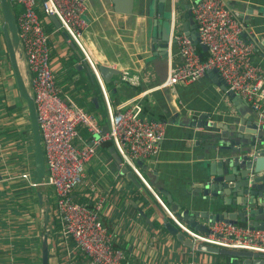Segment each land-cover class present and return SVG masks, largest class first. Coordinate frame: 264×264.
Masks as SVG:
<instances>
[{"label": "crops", "instance_id": "0c3cea01", "mask_svg": "<svg viewBox=\"0 0 264 264\" xmlns=\"http://www.w3.org/2000/svg\"><path fill=\"white\" fill-rule=\"evenodd\" d=\"M191 1L86 0L87 26L81 34L82 44L97 69L100 65L110 68L106 79L102 80L111 107L118 109L128 100L136 99L144 116L165 123L158 154L143 160L145 167L140 166V170L147 180V171L150 175L156 172L158 182L181 203L186 200L188 188L196 181L201 163L200 151L193 139L196 129L182 123L187 118L208 114L210 119L224 123L228 128L242 126L243 129L248 122L246 117L252 112L247 102L242 104L243 111H240L221 84L214 82V75L207 74L172 88L161 86L170 65L180 61L172 37L177 33L184 34V15ZM225 1L237 7H241L242 2L247 7H257V13L244 21L246 32L256 41L257 47V43L264 40V0ZM40 16L49 33V66L55 75L59 95L99 117L101 111H105L104 95L82 53L68 41L60 26H55L41 13ZM2 23L0 12V264L12 261L37 264L44 236L39 224L43 219L39 206L42 201H47L53 211V192L49 187H44L41 192L19 176L28 172L29 180L35 178L33 145L26 106L14 84ZM189 29L195 31L194 25L189 24ZM253 59L264 67V50L255 49ZM124 70L134 76L135 84L121 78ZM136 179L139 188L119 172L110 150L105 152L100 148L86 166L87 182L74 192L76 200L86 205L92 204L98 194L107 192L101 221L104 227L115 232L114 244L123 249L127 264H187L193 253L194 264H245L242 258L227 261L197 250L192 253L191 248L180 244L166 231L162 219H169L166 211L141 180ZM156 193L162 199V195ZM163 201L169 208L165 198ZM52 216L56 223L54 212ZM237 225L246 224L239 222ZM73 245L71 241L72 249ZM53 247L52 243L49 251ZM73 252L74 264H88L74 249Z\"/></svg>", "mask_w": 264, "mask_h": 264}, {"label": "built area", "instance_id": "2783aa9c", "mask_svg": "<svg viewBox=\"0 0 264 264\" xmlns=\"http://www.w3.org/2000/svg\"><path fill=\"white\" fill-rule=\"evenodd\" d=\"M11 1L20 9L15 21L24 67L21 72L34 99L45 163L41 184L35 178L29 180L28 172L19 176L27 179L34 188L52 189L53 212L58 225L54 233L61 250L60 256L64 258L62 264L76 263L73 249L88 264H127L123 249L114 244L115 232L104 227L101 221L100 213L107 192L94 197L90 205L74 197V192L87 182V164L105 141L111 142L121 165L141 180L166 211L169 220L190 240L192 253L199 243L264 253V229L214 222L208 232L193 230L166 206L144 178L137 161L149 160L158 154L165 123L144 116L136 99L128 100L118 109L111 107L102 76L81 40L82 31L87 26L86 0ZM189 11L199 42L207 49L206 55H200L199 47L192 43L188 35H173L180 61L170 65L161 86L172 88L179 83H189L216 69L227 90L246 101L257 115V124L264 125V67L253 59L256 43L248 36L244 20L227 6L225 0H192ZM40 13L45 17L55 16L68 41L82 53L104 95L105 130L98 116L87 113L72 100L59 95L55 75L49 66V33ZM121 78L136 83L134 76L126 70ZM52 230V224L48 225L47 231L53 233ZM70 241L74 243L73 249ZM51 251L54 252L53 249ZM193 257L194 253L187 264H194ZM9 264L20 263L12 261Z\"/></svg>", "mask_w": 264, "mask_h": 264}, {"label": "water", "instance_id": "95a60500", "mask_svg": "<svg viewBox=\"0 0 264 264\" xmlns=\"http://www.w3.org/2000/svg\"><path fill=\"white\" fill-rule=\"evenodd\" d=\"M226 4L244 21L248 20L251 14L257 13L256 6L247 7L245 2L241 3V7L235 6L232 2H226ZM186 7L184 34L188 35L192 43L197 45L201 51H206V47L199 42L197 32H190L189 24L194 25V21L189 6ZM246 8L248 9L245 10ZM0 12L3 19L2 32L14 84L21 100L25 103L30 124L35 181L41 184L45 173L41 134L34 99L25 85L18 63L20 53L17 24L8 0H0ZM49 19L59 27L55 16H49ZM242 36H245V33H242ZM163 45H166V42ZM256 49L264 50V40L257 43ZM109 69L103 65L98 67L102 78L106 79V75L110 72ZM207 74L215 76L214 82L221 84V88L229 95L232 102L240 111H243L242 104L246 101L234 92L227 90L216 69L208 71ZM251 110V114L246 117L248 122L246 126L244 125L245 127L243 126V129L242 126L237 129L228 128L226 124L210 119L208 114H200L197 118H187L182 123L196 129L193 139L195 147L200 151L201 161L197 169V179L188 188L186 200L183 203L175 200L170 192L162 186V183L158 182L156 172H153V175L146 172L149 183L169 203V209L193 230L208 232L209 226L214 222L232 224L242 222L251 228L264 229V125L257 124V115L252 108ZM102 129L105 130L106 125H103ZM109 150L119 172L139 188L140 184L136 177L126 166L121 165L120 157L113 148L111 147ZM137 164L142 168L145 167L142 160L137 161ZM140 191L152 203L147 194L142 189ZM38 196L41 203L40 193ZM140 214L147 218L141 210ZM43 218L46 226L48 222L47 210H45ZM162 219L166 231L174 236L180 244L191 248L190 240L169 219L166 217ZM46 242L47 234L44 235L40 264H49V250ZM196 250L208 254L242 258L245 264H264V253L260 252L219 248L201 243L196 245Z\"/></svg>", "mask_w": 264, "mask_h": 264}, {"label": "trees", "instance_id": "16d2710c", "mask_svg": "<svg viewBox=\"0 0 264 264\" xmlns=\"http://www.w3.org/2000/svg\"><path fill=\"white\" fill-rule=\"evenodd\" d=\"M8 1H9L11 9L13 11V14L16 17L20 9L18 8L17 5L13 4L11 0H8ZM199 51H200V55L202 57H204L205 56V51H201L200 49H199ZM98 119H99V122H100V124L102 126L107 123L106 109H105V111H101V115L98 117ZM111 145L112 144H111L110 141H105V142H103L101 144L100 148H102L105 152H107L111 148ZM162 199L164 200L163 196H162ZM52 215H53L52 208L48 207V222L51 221V224L54 223V221L52 220L53 219ZM55 242H56V240H55ZM46 245H47L48 250H49V248L52 246L50 237L47 239ZM53 250H54V252L53 251H49V264H62L64 262V258H62L59 255L61 250L59 249V247L57 245H54ZM216 256H219L220 258H222L224 260H227V261L230 260V259H239V260H241V258H235V257L233 258L230 255L217 254ZM40 259H41V256L38 258L37 264H40Z\"/></svg>", "mask_w": 264, "mask_h": 264}, {"label": "rangeland", "instance_id": "374dc122", "mask_svg": "<svg viewBox=\"0 0 264 264\" xmlns=\"http://www.w3.org/2000/svg\"><path fill=\"white\" fill-rule=\"evenodd\" d=\"M18 63H19V65H20V69L23 71L24 70V68L22 67V59L21 58H19V60H18ZM39 189V191H41V192H44V187H38ZM33 201L35 202V204H38V203H36V201H35V199H33ZM44 202V203H43ZM47 205V201H42V204L39 206L40 208H41V212H43V214H44V212H45V206ZM48 206V205H47ZM39 214V213H38ZM39 224H40V226L42 227V229H41V231H42V233L41 234H51V231H47L48 230V224H47V226L45 227V225H44V223H43V221H41L40 220V222H39ZM43 240H44V236H43Z\"/></svg>", "mask_w": 264, "mask_h": 264}, {"label": "clouds", "instance_id": "9594fccd", "mask_svg": "<svg viewBox=\"0 0 264 264\" xmlns=\"http://www.w3.org/2000/svg\"><path fill=\"white\" fill-rule=\"evenodd\" d=\"M147 181H148V180H147ZM148 182H149V181H148ZM152 188H153V187H152ZM48 207H50V205H48ZM48 207H46L47 211H48ZM46 209H45V210H46ZM43 215H44V214H43ZM42 221H43V223H44V218L42 219ZM52 222H53V221H52ZM47 224L50 225V224H51V221H50V222H47ZM47 224H46V225H47ZM52 226H53V230H52V231L56 232V231L58 230V225H57L56 223H52ZM55 227H56V228H55ZM55 234H56V233H54V239H53V242H52V243H53L54 245H57V246L59 247V245H58V244H59V243H58V240L55 239ZM51 236H53L52 233H51V234H47V239H48L49 237L51 238ZM51 239H52V238H51ZM55 240H56V242H55ZM70 244H71V241H70ZM116 246H117V245H116ZM118 247H119V246H118ZM59 249H60V247H59ZM59 255H60V254H59Z\"/></svg>", "mask_w": 264, "mask_h": 264}]
</instances>
